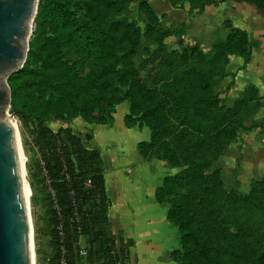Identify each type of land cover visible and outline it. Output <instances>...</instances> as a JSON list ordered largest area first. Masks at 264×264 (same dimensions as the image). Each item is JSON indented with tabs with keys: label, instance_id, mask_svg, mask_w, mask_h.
Returning a JSON list of instances; mask_svg holds the SVG:
<instances>
[{
	"label": "trees",
	"instance_id": "16d2710c",
	"mask_svg": "<svg viewBox=\"0 0 264 264\" xmlns=\"http://www.w3.org/2000/svg\"><path fill=\"white\" fill-rule=\"evenodd\" d=\"M131 1L39 0L27 59L8 78L10 111L25 123L41 120L32 132L59 206H52L50 214L56 262L65 250L67 264H129V244L112 227L100 150L85 144L89 135L85 139L70 125L54 130L43 119L81 115L88 122L108 123L114 106L128 99L127 124L144 120L152 129L149 143L165 142L174 134L178 149L190 154L186 169L166 175L156 189L159 201L173 198L168 215L179 226L182 244L173 256L180 264H264V219L253 220L251 215L253 210L264 215V175L239 195L221 188L215 171L204 172L213 157L207 154L222 150V137L229 141L238 127L249 130L264 123L262 117L241 126L242 116L264 98L255 87H248L228 108L219 104L214 91L216 77L233 73L226 70L231 54L244 58L243 67L250 61L248 31L227 20L231 29L215 42L212 53L199 43L169 50L164 39L171 32L156 31L152 38L158 47L148 57L150 73L145 77L134 59L141 42L139 27L111 19ZM189 1L204 9L221 0ZM240 1L264 10V0ZM140 8L150 24L158 19L148 0H141ZM171 79H177L178 92L162 96L161 89ZM192 86L194 91H189ZM168 128L173 132L165 133ZM231 224L250 227L251 233L234 231ZM81 235L86 254L80 252Z\"/></svg>",
	"mask_w": 264,
	"mask_h": 264
},
{
	"label": "rangeland",
	"instance_id": "374dc122",
	"mask_svg": "<svg viewBox=\"0 0 264 264\" xmlns=\"http://www.w3.org/2000/svg\"><path fill=\"white\" fill-rule=\"evenodd\" d=\"M148 2L158 16V19H156L151 24L149 23L150 21L147 13L140 8L141 0H132L131 2L127 3L123 11L115 13L111 16V19L121 18L134 22L137 27H139L142 34L141 42L134 59L141 69V73L145 77H147L150 73L151 64L150 61H148V57L158 47V42L152 38L153 36H157L156 31L163 29L171 32L164 39L166 48L169 50L181 48L182 44H190L187 43V41H192L191 44L198 43L199 41H196L197 39L194 35L196 33H194L192 26L194 27L196 24V17L204 12L203 9L195 6L189 0H174L176 3L175 5H173L172 0H148ZM186 3L187 5H185ZM227 20L232 21L231 19L225 18L222 22V25H217V23L214 22V26H218V32L214 37H212L214 38V41L212 44H210L212 46L206 50L202 47L205 52L212 53L215 42L226 37L229 30L231 29L230 26H227L226 24ZM34 27L35 23L33 21L32 33ZM261 29H264L263 25ZM186 35H188V39L185 41ZM249 36L255 51V67H253L252 73L256 74L260 73L259 71L261 70V66H264V38H260V36H258L254 30L249 32ZM183 40L184 43H182ZM241 68H243V65ZM228 69L229 62L226 67L227 71ZM44 71L46 72V70ZM51 72L54 74L56 73L54 69H51ZM230 74L234 75L235 72ZM226 75H228V73ZM260 77V81H263L264 83V74L263 76L260 75ZM176 80L171 79L169 82L165 83L164 87L161 89L162 96L171 94L172 92H178V87L175 84L177 83ZM184 81L185 79L181 81L183 86H185ZM221 85L222 84L220 83L218 86ZM186 86H189L188 81H186ZM194 89L195 87L192 86L191 90L189 91H194ZM228 89L229 87L224 88V90L217 91V89L214 87L216 95L220 98V101L218 100L219 104H223L224 108L234 105L237 97H241L242 95L238 94L240 93L238 90L230 91V89ZM263 92L264 88L262 93ZM124 101V103L121 102L119 103L120 105L117 104L114 106L112 112L113 118L108 122V124H111L112 127L116 129L113 131V135L112 131L110 133L104 130L98 131L97 140H101L103 142H105V140L110 135H112L109 145H106L107 151H105L107 154L109 153V158L114 155L113 150H115L118 155L117 162L122 164L120 167L127 164L126 168L123 169L124 174L127 172L128 164L132 159H134L133 156L137 151L144 159L156 158L160 162H163L168 170L167 176L178 173L184 168L186 169V160H188L190 154H188L186 150L183 151L178 149V141L177 138L174 137V134L169 135L165 142H159L157 139L153 140L152 143H149L152 141V129L145 123L144 120L139 119L133 125H129L125 122L124 116L130 110V101L128 99ZM261 102L262 103L260 106H253L250 108V110H247L246 115L242 116L243 120L241 121V126H243V124L248 126L252 122L260 120L262 117H264V98L261 100ZM10 113L13 115L18 128L21 151L23 153V166L27 177V198L29 218L31 222L33 264H60L62 257H60L57 262L54 258L55 250L51 234L52 224L50 222L52 206H55L56 208H59V206L55 198V190L50 186V180L47 178L46 169L42 168L43 161L38 147L35 144L32 132L34 126L41 120L35 119L25 123L12 111H10ZM135 118L138 119L139 117L136 116ZM171 118L172 120H175L173 117ZM43 122L50 125L54 130H57L62 125H70L85 139L86 135L92 137V126H95L93 125L94 122H88L81 115L74 117L50 115L49 117L44 118ZM168 132L172 133L173 130L168 128L165 133ZM234 134L235 136H233L229 141L227 140V136L222 137V140L224 141V145L221 148L222 150L218 151L216 154H207L208 156L213 157L211 160H209V162H207V169L204 172L209 173V170L215 171L218 177H220L216 178V180L220 181L218 184L221 185V188L223 187L224 189L234 191L239 195H244L250 191L253 182L264 175V123L249 130L238 127ZM90 139L91 138H88V140L85 142L87 146H89L87 143ZM141 142H147V144L143 146L141 145ZM167 148H169V150H167ZM131 169L132 168L130 167L129 170ZM149 173L150 172H146L144 174ZM144 181L145 179L139 178L137 182H135V188L138 191H133V188L128 189L131 190L132 194L130 196L132 198L140 197L136 195V193L141 194V189L145 185ZM221 188L220 190H222ZM184 190L185 189L182 188V191ZM156 199L155 202L160 205V210L156 211V209H154V211H151L149 210L148 205L144 208H147V214L152 215V217L149 216L151 217V220H148V223L146 220L142 219L140 214L138 216L134 214L137 209L133 210L132 208H135V206H133L135 204L131 203L132 207L130 210L133 214H131L129 218L130 224H133L138 235L140 234L143 238H145L146 231H156L158 235L156 237H159L161 241L163 240V242L167 241L169 238H173L167 247H164L166 249H162L161 251V253L163 252V255L166 259H163L162 256L161 258L165 260V264H180L178 257H175V255L173 256L172 254L174 250L179 249L182 245L179 226L173 222L168 215V209L171 205L170 200L173 198H170L169 196V198H164L162 201H159L158 199L157 201ZM190 207L192 209L193 204H190ZM130 210L127 208L125 211L129 212ZM251 215L253 216V220L254 218L258 220L261 217L264 219V215H259L258 212L256 211L255 213L254 210L252 211ZM230 226L234 231L238 230L240 233H251V231H248L251 229L250 227L242 225L241 227L237 228L233 224ZM170 228L172 229L171 236H169ZM261 232L264 234V229H262ZM61 234H63V232ZM116 234L119 235L121 233ZM79 244L81 247L86 248V239L82 235L80 236ZM63 254H65V252H63ZM246 263H250V259H247Z\"/></svg>",
	"mask_w": 264,
	"mask_h": 264
},
{
	"label": "crops",
	"instance_id": "0c3cea01",
	"mask_svg": "<svg viewBox=\"0 0 264 264\" xmlns=\"http://www.w3.org/2000/svg\"><path fill=\"white\" fill-rule=\"evenodd\" d=\"M185 5H187V3ZM203 11V13L196 17L197 21L195 22L196 24L194 27L192 26V29H194V33H196L194 34L197 39L196 41H199L198 43H200L205 50L212 46L210 45L214 41V38L212 37L218 32V26H214V22H216L217 25H222L225 18L231 19L234 25L246 29L248 33L251 30H254L260 38H264V29H261L262 25L264 26V10L258 8L254 3L240 0H222L218 3L206 5ZM186 39H188V35H186L185 41ZM187 43L191 44L192 41H187ZM252 50L251 59L246 67L243 68L241 67L244 58L238 54L230 55L228 71L235 72V74L231 75L228 73V75L216 77L214 87L217 91L229 87L230 91L238 90L240 92L238 94L243 95L248 87L253 86L257 89V92L261 97L264 96V92L262 93L264 83L263 81H260V75L263 76L264 74V66H261L260 73H252V69L255 67L254 47H252ZM220 83L222 85L218 86ZM237 98H239V96ZM124 102L125 101L122 103ZM93 125H95L92 126L93 134L87 144L89 147L98 148L101 151L104 160L107 192L111 199L109 216L113 230L118 234L121 233L129 244V264H165V260H163L165 256L161 251L162 249H166L164 247H167L173 238H169L167 241L163 242L159 237H156L158 236L156 231H146L145 238H143L140 234L138 235L133 224H130L129 218L131 214H133L130 210L132 207L131 203L135 204L133 205L135 208L132 209H137L134 214L137 216L140 214L142 219L146 220L147 223L148 220H151L152 215L146 213L147 208L144 209L145 206L148 205L149 210L151 211H154V209H156V211L160 210V205L155 202V199L157 198L156 189L162 184L164 177L168 174L167 167L163 162H160L156 158H142L137 151L133 156L134 159L128 164L127 172L124 174L123 169L126 168L127 164L120 167L122 164L117 162V152L113 150L114 155L110 158L109 153L107 154L105 152L107 151L106 145H109L113 131L116 129L108 123H93ZM99 130H104L108 133L112 131V135H110L105 142L97 140ZM130 167L132 168L131 170H129ZM146 172L150 173L144 174ZM139 178L145 179V185L142 189L140 188L141 194L136 193V195L140 197L132 198L130 196L132 194L131 190L128 189L133 188V191H138L135 188V182H137ZM127 208L130 210L129 212L125 211ZM171 230L172 229L170 228L169 236H171Z\"/></svg>",
	"mask_w": 264,
	"mask_h": 264
},
{
	"label": "water",
	"instance_id": "95a60500",
	"mask_svg": "<svg viewBox=\"0 0 264 264\" xmlns=\"http://www.w3.org/2000/svg\"><path fill=\"white\" fill-rule=\"evenodd\" d=\"M39 0H0V264H33L28 199L9 76L27 59Z\"/></svg>",
	"mask_w": 264,
	"mask_h": 264
},
{
	"label": "built area",
	"instance_id": "2783aa9c",
	"mask_svg": "<svg viewBox=\"0 0 264 264\" xmlns=\"http://www.w3.org/2000/svg\"><path fill=\"white\" fill-rule=\"evenodd\" d=\"M56 200H57V199H56ZM59 228H60V233H62V232H63V231H62V227L60 226ZM63 252H65V250H63ZM80 252H81V254H86L87 250H86V248L81 247ZM60 264H67V263H66V258H65V256H64V254H62V258H61Z\"/></svg>",
	"mask_w": 264,
	"mask_h": 264
},
{
	"label": "bare ground",
	"instance_id": "6f19581e",
	"mask_svg": "<svg viewBox=\"0 0 264 264\" xmlns=\"http://www.w3.org/2000/svg\"><path fill=\"white\" fill-rule=\"evenodd\" d=\"M12 119H13L14 123L16 124L14 118H12ZM20 150H21V146H20ZM21 162L23 164V153H22V151H21ZM24 182H25L26 196H28V184H27V177H26L25 171H24Z\"/></svg>",
	"mask_w": 264,
	"mask_h": 264
}]
</instances>
